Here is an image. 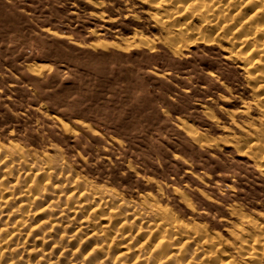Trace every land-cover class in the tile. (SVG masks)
Instances as JSON below:
<instances>
[{
    "label": "rangeland",
    "instance_id": "1",
    "mask_svg": "<svg viewBox=\"0 0 264 264\" xmlns=\"http://www.w3.org/2000/svg\"><path fill=\"white\" fill-rule=\"evenodd\" d=\"M0 264H264V0H0Z\"/></svg>",
    "mask_w": 264,
    "mask_h": 264
},
{
    "label": "bare ground",
    "instance_id": "2",
    "mask_svg": "<svg viewBox=\"0 0 264 264\" xmlns=\"http://www.w3.org/2000/svg\"><path fill=\"white\" fill-rule=\"evenodd\" d=\"M262 27V26H261ZM116 45V44H115ZM104 46V45H103ZM108 46H109V44H108ZM213 142V141H212ZM180 226V225H179Z\"/></svg>",
    "mask_w": 264,
    "mask_h": 264
}]
</instances>
